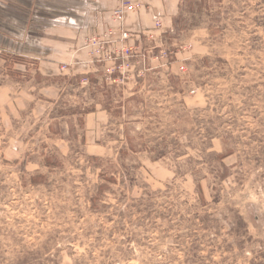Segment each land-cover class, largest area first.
<instances>
[{"label":"rangeland","instance_id":"obj_1","mask_svg":"<svg viewBox=\"0 0 264 264\" xmlns=\"http://www.w3.org/2000/svg\"><path fill=\"white\" fill-rule=\"evenodd\" d=\"M160 30L127 60L96 28L78 50L103 36L122 60L94 76L1 52L0 264H264V0H181ZM39 84L60 107L18 98Z\"/></svg>","mask_w":264,"mask_h":264},{"label":"crops","instance_id":"obj_2","mask_svg":"<svg viewBox=\"0 0 264 264\" xmlns=\"http://www.w3.org/2000/svg\"><path fill=\"white\" fill-rule=\"evenodd\" d=\"M25 1V12L28 13L26 14L27 18L24 24H22L25 28L22 31H14L15 27H17V25L12 23L13 11L11 10L14 1L0 0L1 10L8 11L11 9L9 18L0 19V54L5 50L14 53L17 52L26 58L39 59L41 61L39 63L40 66L42 63L48 66L57 65L56 70H58L60 63L63 64L71 57L73 63L77 64L76 66L80 64L86 65V67L88 66L87 68L94 66L95 68L92 71L87 72L93 76L101 71H98V66L95 60H92L88 48L78 50V47L85 44V38L95 32L96 28L109 29L112 27L116 30L118 37H121L122 31L124 30L130 33L154 34L155 32L161 31L155 28L157 21H160L163 31L167 32L173 28L181 2V0ZM120 10L125 11L122 23H118L115 19L116 12ZM35 31H37L36 36H34ZM13 37L21 40L20 49L13 47V44L16 43L12 40ZM45 46H49V48L47 50L43 49ZM75 51H78V53H75ZM87 53L89 57L88 59L86 57V60H89V62L83 63L79 56H87ZM2 62L4 63V61ZM51 68L42 69L40 67L39 73L44 77H53L57 72L53 73ZM77 74H75V77L79 78ZM99 75L103 76V74ZM11 86L13 84L10 86H0V95L5 97L7 91H12L9 89ZM37 96L40 97L39 102L53 105L56 109L60 105V90L54 84H39L37 91L25 87V92H21L18 98L23 97L26 102L31 97L35 99ZM29 106L31 107V103ZM96 112L92 111L84 114V122L88 123L90 121L93 126L99 123L98 118L100 115L99 113L96 114ZM79 115V113H74L67 118H74Z\"/></svg>","mask_w":264,"mask_h":264},{"label":"built area","instance_id":"obj_3","mask_svg":"<svg viewBox=\"0 0 264 264\" xmlns=\"http://www.w3.org/2000/svg\"><path fill=\"white\" fill-rule=\"evenodd\" d=\"M125 10V9H124ZM124 10H120V11H117L116 14H115V19L116 21H118V23H122L123 20H124V13L125 11ZM155 28L158 30H160L162 28V25L160 23V21H157L156 23V26ZM141 36H143L142 34L140 33H130L128 31H122V34H121V37L120 38V45H123L125 44V47H124V50H125V55L123 53V59H131L133 57V51L131 48H126L127 44L128 43H138L140 41V38ZM144 36H149V35H144ZM90 46H94L96 48V50H94V56H95V61L96 62H99V63H105L107 62L108 60H113V61H121L122 58L119 56V52H118V55L112 51V48H111V44L112 42L107 38V37H94V38H91L90 40ZM94 44V45H93ZM126 52H127V55H126ZM115 62V63H116ZM181 71H185V67L184 66H181Z\"/></svg>","mask_w":264,"mask_h":264},{"label":"trees","instance_id":"obj_4","mask_svg":"<svg viewBox=\"0 0 264 264\" xmlns=\"http://www.w3.org/2000/svg\"><path fill=\"white\" fill-rule=\"evenodd\" d=\"M14 58V57H13ZM7 61H8V59H7ZM94 109H92V110H86L85 112H87V113H90V112H92ZM121 153H124V152H121ZM225 158V156L224 157H221V160L223 161V159ZM92 160H95V161H100V159L98 158V157H94ZM48 163H49V165H51V166H55L54 164H53V162L51 161V160H49L48 159ZM43 178V177H42ZM43 180H44V178H43ZM32 182L34 183V184H38L39 182H41L39 179H37V178H35V177H33V179H32Z\"/></svg>","mask_w":264,"mask_h":264}]
</instances>
